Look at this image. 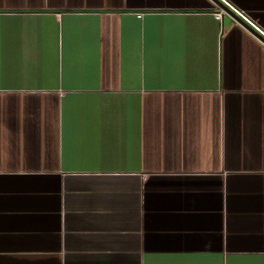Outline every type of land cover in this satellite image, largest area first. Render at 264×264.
<instances>
[{
	"label": "crops",
	"instance_id": "0c3cea01",
	"mask_svg": "<svg viewBox=\"0 0 264 264\" xmlns=\"http://www.w3.org/2000/svg\"><path fill=\"white\" fill-rule=\"evenodd\" d=\"M218 7L0 0V264H264V46Z\"/></svg>",
	"mask_w": 264,
	"mask_h": 264
},
{
	"label": "built area",
	"instance_id": "2783aa9c",
	"mask_svg": "<svg viewBox=\"0 0 264 264\" xmlns=\"http://www.w3.org/2000/svg\"><path fill=\"white\" fill-rule=\"evenodd\" d=\"M221 1L228 8H230L233 12H235V14H237L239 16V18L243 19V21L246 22V24H243V23H241L240 21H238L237 19L234 18L235 20L238 21V24L240 25V27L243 28L246 32H248L251 36H253L256 40H258L264 46V41L262 39H260V37L264 39V30L262 28H260L255 22L250 20L245 14H243L237 8H235L233 5L228 3L226 0H221ZM224 12H226L225 9H223L222 7H218V9L214 12V14L217 17H220L221 14L224 13ZM137 14H140V13H137ZM251 30H254L255 32H253ZM258 35L260 37H258Z\"/></svg>",
	"mask_w": 264,
	"mask_h": 264
},
{
	"label": "water",
	"instance_id": "95a60500",
	"mask_svg": "<svg viewBox=\"0 0 264 264\" xmlns=\"http://www.w3.org/2000/svg\"><path fill=\"white\" fill-rule=\"evenodd\" d=\"M215 1L218 2V3L222 6V8L225 9V11H226L227 13L231 14L235 19L241 21V19L237 16V14H235V12H233L230 8H228L224 3H222V2L219 1V0H215ZM248 27H249V26H248ZM251 31L255 32L254 30H251ZM256 35H257V34H256ZM258 37H260V36L258 35ZM260 39H262V40L264 41L263 38L260 37Z\"/></svg>",
	"mask_w": 264,
	"mask_h": 264
}]
</instances>
